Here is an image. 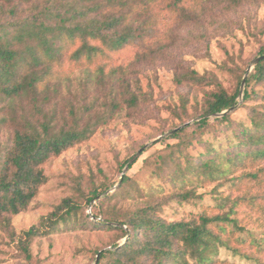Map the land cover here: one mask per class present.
<instances>
[{"label":"trees","instance_id":"obj_1","mask_svg":"<svg viewBox=\"0 0 264 264\" xmlns=\"http://www.w3.org/2000/svg\"><path fill=\"white\" fill-rule=\"evenodd\" d=\"M243 1L0 0V130L7 132L0 141V229L8 231L45 184L48 159L87 141L123 108L139 106L132 69L162 60L175 29L200 23L216 3ZM128 49L129 61L111 64ZM76 69L81 102L64 97ZM244 72L232 68L229 90L213 74L176 72L177 82L204 94L191 116L187 98L180 99L183 116L170 130L177 129L143 159L147 182L125 173L109 192L116 182L74 178L70 193L19 236L25 257L34 237L93 227L116 232L109 248L94 252L96 264H264V58L249 70L236 106ZM89 83L100 95L85 100ZM239 107L245 118H232ZM212 183L227 192L213 186L212 204L186 219L163 218L165 207L200 200L196 190Z\"/></svg>","mask_w":264,"mask_h":264},{"label":"rangeland","instance_id":"obj_2","mask_svg":"<svg viewBox=\"0 0 264 264\" xmlns=\"http://www.w3.org/2000/svg\"><path fill=\"white\" fill-rule=\"evenodd\" d=\"M175 34L176 41L168 47L162 60L149 67L138 66L132 69L131 78L140 86V91H137L139 106L136 109L123 108L87 141L51 157L42 165L47 181L39 188L29 206L11 217L9 230L0 229V264H94V252L105 246L109 248L115 242V231L86 227L34 237L29 244L30 258L25 257L17 241L19 236H23V231L37 224L61 198L70 193L74 178L93 177L96 182L102 179L113 181L116 183L109 192L114 190L125 166L119 172V162L148 144L126 171L127 175L146 183L149 169L143 159L161 145L166 137L164 134L172 126L179 124V116H183L180 99L187 98L185 108L191 116L204 94L200 89L177 82L175 73L186 68L195 69L200 74L210 73L228 90L231 89L234 85L232 68L251 70L258 49L264 45V0H245L239 5L218 2L209 9L200 23L177 28ZM131 55L132 50L128 49L114 56L111 64L126 63ZM81 78L82 72L78 69L70 73L68 83L71 92L64 90L66 99L82 101L79 87ZM97 90L99 87L95 83H89L88 95L84 99H90L92 94L100 95ZM237 100L236 106H239L242 98L237 97ZM245 114L246 109L239 107L231 113V117L245 118ZM6 133L0 130V141L6 137ZM159 136L162 137L157 139ZM194 151L196 149L191 150ZM213 186L214 183L196 190L203 194L200 200L173 203L165 207L163 218L186 219L189 211H198L202 205L212 204ZM215 187L227 192L225 185ZM89 208L90 204L87 212H90ZM91 219L96 220L93 217ZM220 257L239 262L236 257L227 256L224 252L220 253ZM240 264H244V261H240Z\"/></svg>","mask_w":264,"mask_h":264},{"label":"water","instance_id":"obj_3","mask_svg":"<svg viewBox=\"0 0 264 264\" xmlns=\"http://www.w3.org/2000/svg\"><path fill=\"white\" fill-rule=\"evenodd\" d=\"M263 58H264V55H261V56H257V57H255L254 60H253V62H252V65L256 64L259 60H261V59H263ZM249 70H250V68H248V69L245 71V74H244L243 77H242V80H241V83H240V87H239V91H238V95H237V97H238L239 99H241V98L243 97V90H244L245 80H246V76H247ZM233 108H234V106H231V107L227 108L226 110H224V111L218 113V115H223V114L229 113V112H231V110H232ZM185 124H187V123H185ZM185 124H184V125H185ZM176 129H177V128H176ZM176 129H173V130H170V131L166 132V133L164 134V136H167L168 134L172 133V132L175 131ZM161 137H162V136H159L157 139H160ZM147 145H148V144H145V145H143L141 148H139V149L137 150V152H136V153H135V154H134V155L128 160V162L125 164V166H124V168H123V170H122V172H121V175H120V177H119V181H118V183L115 185V187H117V186L120 184L123 175L126 173V171H127V169H128L129 164H131V163H132L137 157L140 156V154L144 151V149L146 148ZM98 197H99V196H97V198H98ZM96 262H97V256H96V259H95V261H94V264H96Z\"/></svg>","mask_w":264,"mask_h":264}]
</instances>
